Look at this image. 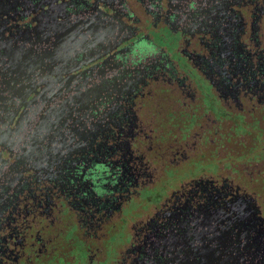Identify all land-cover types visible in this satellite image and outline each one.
Segmentation results:
<instances>
[{
    "label": "flooded vegetation",
    "instance_id": "1",
    "mask_svg": "<svg viewBox=\"0 0 264 264\" xmlns=\"http://www.w3.org/2000/svg\"><path fill=\"white\" fill-rule=\"evenodd\" d=\"M17 50L45 91L0 92V264H198L242 204L264 242V0H0Z\"/></svg>",
    "mask_w": 264,
    "mask_h": 264
},
{
    "label": "water",
    "instance_id": "2",
    "mask_svg": "<svg viewBox=\"0 0 264 264\" xmlns=\"http://www.w3.org/2000/svg\"><path fill=\"white\" fill-rule=\"evenodd\" d=\"M39 33L35 31L37 37ZM56 38V43H52L55 46L59 43L57 35H53ZM52 35H49V40ZM35 44V43H32ZM35 52V51H33ZM59 51L57 47L52 50H47L48 55V76L57 75V60ZM6 62H1L0 77L5 89L0 90L4 92L9 90L10 82L13 76L16 77L19 89H24V82H21V77L26 78L24 81H28L32 77L33 81L30 82L31 86L35 89V92L45 91L42 86L43 81L40 80L43 60L42 56L33 53V56H25L22 51L17 50L11 57H6ZM39 78L38 85L36 84L34 77ZM50 84V83H49ZM5 99V98H4ZM3 98L0 97V109H5L6 104ZM20 107H23L20 101ZM41 123L38 126L37 135L41 134ZM18 132L22 130V126L18 127ZM37 139V136L34 137ZM251 210L242 204L237 207H230L228 214L224 215L223 231H217V228L209 230L212 234V238L204 239L201 243L202 253L198 255V264H264V242L261 240V233L255 230V224ZM216 218L209 217V221ZM219 219V218H218ZM235 226L237 231L233 230L232 226ZM205 226L210 227L209 223ZM207 240L208 243H205ZM196 251V250H194ZM198 251V250H197ZM196 251V252H197ZM194 264H196L195 257Z\"/></svg>",
    "mask_w": 264,
    "mask_h": 264
},
{
    "label": "rangeland",
    "instance_id": "3",
    "mask_svg": "<svg viewBox=\"0 0 264 264\" xmlns=\"http://www.w3.org/2000/svg\"><path fill=\"white\" fill-rule=\"evenodd\" d=\"M239 131H240L244 136H247L246 134L243 133L244 131H243L242 129H238V130H236L235 133L238 134ZM246 133H247V132H246ZM226 136H227V135H226ZM232 138H233L232 135H228V136L226 137V139H232ZM254 140H256V136H254ZM229 144L232 145L231 141L229 142ZM226 154H230V153H226ZM259 155H260V153H259V145H258L257 148L255 149V151L252 152V155H251L250 157H252V158H254V159H257ZM262 157H263V156H262ZM263 158H264V157H263ZM236 159H237V160H236ZM236 159H234V158H232V157H230V156L227 155V157H226V159H225V169H226V170H232V164L235 163V162L238 161V160H241V157H238V158H236ZM233 172H234V171H233ZM263 198H264V195L262 196L261 200H264Z\"/></svg>",
    "mask_w": 264,
    "mask_h": 264
}]
</instances>
